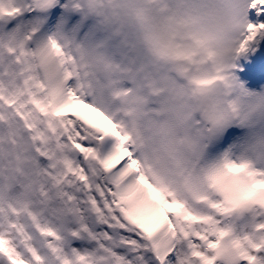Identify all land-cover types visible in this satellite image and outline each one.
I'll return each instance as SVG.
<instances>
[{
  "label": "snow or ice",
  "instance_id": "obj_1",
  "mask_svg": "<svg viewBox=\"0 0 264 264\" xmlns=\"http://www.w3.org/2000/svg\"><path fill=\"white\" fill-rule=\"evenodd\" d=\"M124 2L0 0V40L29 32L33 39L45 36L46 63L55 52L48 45L62 51L61 40L84 52L107 43L122 27ZM160 4L170 19L192 30L209 15L235 24L232 71L264 100V0ZM48 72L54 77L55 66L48 64ZM74 94L111 125L89 122L75 110L46 111L33 103L35 97L18 103L0 91V264H264V201L230 209L235 220L210 223L203 233L193 221L183 236L166 231L178 219L171 209L154 228L129 219L126 212L132 208L155 212L149 186L164 201L175 192L145 170L134 137L102 99ZM62 98L61 87H53L40 103ZM242 131L224 126L208 150L223 149ZM255 179L264 181V173ZM179 203L191 216L200 215Z\"/></svg>",
  "mask_w": 264,
  "mask_h": 264
},
{
  "label": "bare ground",
  "instance_id": "obj_2",
  "mask_svg": "<svg viewBox=\"0 0 264 264\" xmlns=\"http://www.w3.org/2000/svg\"><path fill=\"white\" fill-rule=\"evenodd\" d=\"M121 11L126 22L105 44L91 46L87 51L81 52L74 44L61 40L67 66L72 73L71 87L83 95L78 90L83 84L89 94L90 91L98 92L113 103L120 115L130 122V133L137 147L143 146L141 153L144 162L152 169L159 170L174 185L185 177L188 163L195 162L203 143L204 127L198 119L195 99L181 80L158 67L149 66L147 71H141L142 62L148 59L136 47L137 39L127 0ZM198 37L201 36L189 28L188 35L181 38L179 43L196 55L198 51L202 55L211 50ZM7 47L5 60L0 62V85L1 80L9 81L6 78L9 73L13 81L4 83L5 89L15 92L13 97L18 103H27L28 96L22 88V78H25L31 94H37L40 76L34 71L32 54L27 44L24 48L19 47L15 36L2 39L0 56ZM16 58L20 59L18 66L21 72L18 74ZM234 59L233 44L226 58L216 53V66L228 73L234 87L233 97L248 117H255L256 129L249 150L244 148L248 140L237 137L226 148L231 157H234L232 153L240 158L245 157L242 162L259 157L257 163L264 168V100L258 92L244 88L238 81L232 72ZM200 64L204 66L202 62ZM146 83L149 87L145 86ZM151 92L154 93L153 96ZM194 172L193 192L201 204L198 202L196 211L200 215L193 217V221L221 225L232 222L233 219L226 217V208L221 205L220 200L208 195L199 175ZM205 200L213 202L215 207L209 210Z\"/></svg>",
  "mask_w": 264,
  "mask_h": 264
},
{
  "label": "rangeland",
  "instance_id": "obj_3",
  "mask_svg": "<svg viewBox=\"0 0 264 264\" xmlns=\"http://www.w3.org/2000/svg\"><path fill=\"white\" fill-rule=\"evenodd\" d=\"M26 42V40H22L20 41V44L21 43H24ZM3 61V58L0 56V62ZM145 63V62H144ZM142 64L141 65V70L142 71H145L146 68L148 66L146 65H149V63L147 62L146 65L145 64ZM234 61H232V68L234 67ZM234 73V72H233ZM235 74V73H234ZM140 75V73L138 74ZM6 78L9 80V81H6V82H3L1 80V87H0V91L3 92V94L7 97H12L14 95L15 92H12L10 91L9 89H5V85L4 83H10L12 82L13 80L11 79V75L9 73L6 74ZM146 86H148V84H146ZM82 87V93L84 95H92L98 99H102V101L104 102V105L106 107V109L109 111V113L113 116H115L119 123L121 125L124 126L125 129H127V131L130 132L131 130V124L129 121H127L126 119H124L118 109L114 106L113 103H110L108 99H106L103 95H101L100 93H96L95 91H90L91 94L88 93V91L85 89V87L81 86ZM142 145H139V149L141 150L142 149ZM142 152V151H141ZM143 153H141V157H142V160H143V163L145 165V170L148 171L149 175H153L155 174V177H159V180L162 181L164 184H166L168 187H170L172 189L173 192H175V197H173V199L177 200L176 198L178 197L179 198V201H183L185 204H187L188 208L192 209L193 212H196L198 210V200H197V196L194 195V192H193V180H194V177H195V172H194V166H193V161L192 163H188L187 167H186V171H185V177L182 179L181 182L177 181L174 185L170 184V182L168 181V179L164 176H162V174L160 173L159 170L157 169H152L150 166H148L145 162H144V159H143V156H142ZM239 160V159H238ZM192 164V165H191ZM172 199V200H173ZM200 203V202H199ZM201 204V203H200ZM209 210H212L211 207H208ZM183 218V217H182ZM183 221H187V224H181L184 225L185 227H189L192 225V222H193V216L191 217H184L182 220ZM205 221H203V223H196V228L200 229L201 233H203L204 231L207 230V227L210 225V223H204ZM204 224V225H203Z\"/></svg>",
  "mask_w": 264,
  "mask_h": 264
},
{
  "label": "clouds",
  "instance_id": "obj_4",
  "mask_svg": "<svg viewBox=\"0 0 264 264\" xmlns=\"http://www.w3.org/2000/svg\"><path fill=\"white\" fill-rule=\"evenodd\" d=\"M194 31L202 37L205 47L226 58L228 50L235 42L237 26L227 20L209 15L194 27Z\"/></svg>",
  "mask_w": 264,
  "mask_h": 264
}]
</instances>
